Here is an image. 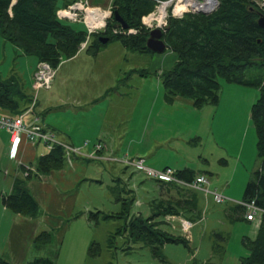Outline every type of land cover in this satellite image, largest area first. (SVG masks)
Wrapping results in <instances>:
<instances>
[{
  "label": "rangeland",
  "instance_id": "1",
  "mask_svg": "<svg viewBox=\"0 0 264 264\" xmlns=\"http://www.w3.org/2000/svg\"><path fill=\"white\" fill-rule=\"evenodd\" d=\"M63 1L58 0L60 7ZM109 2L112 0L98 1L104 9ZM61 21L77 29L85 26L82 22ZM175 62L176 55L169 48L139 53L111 41L93 56L79 47L75 56L62 60L54 68L51 88L38 90L40 104L31 100L26 105L25 110L32 108V113L26 115L28 120L35 115L34 109L36 112L44 109L40 122L52 127L56 138L71 135L75 146L81 145L83 151L93 147L92 154L96 157L76 158L84 168V176L77 186L79 197L72 219L82 216L89 222L90 244H98L99 254L88 256L78 244L63 251L69 242L67 238L60 251L55 245L54 232L52 243L40 250L54 264H204L207 261L239 264L240 258L248 253L242 239L254 237L256 224L246 221L244 214L243 219H236L229 207L241 199L247 180L259 164L250 118L259 90L219 78V100L215 105L205 104L197 109L191 99L179 95L168 101L161 75ZM37 63L34 56L23 55L0 36L1 77L20 76L31 96ZM98 142L103 145L101 151L105 148L103 155L95 153L100 152L94 149ZM138 159L154 169L170 166L174 170L184 167L195 172L205 170L211 180L230 183L224 185L226 190L222 193L228 198L224 203H215L211 195L196 191L200 220L192 223L189 247L166 243L162 248L163 260L154 256L148 245L130 241L128 232L123 230V218H102L103 214H117L121 210L119 194L112 190L115 184L124 188L121 196L133 195L137 199L130 212L143 217L150 215V201L158 195L172 200L188 197L189 191L168 189L165 185L157 190L152 178L127 163ZM1 203L0 200V207ZM7 226L0 219V250ZM162 228L181 235L179 229H172L168 223ZM118 229H122L120 233ZM214 242L224 248L222 254L212 252Z\"/></svg>",
  "mask_w": 264,
  "mask_h": 264
},
{
  "label": "trees",
  "instance_id": "2",
  "mask_svg": "<svg viewBox=\"0 0 264 264\" xmlns=\"http://www.w3.org/2000/svg\"><path fill=\"white\" fill-rule=\"evenodd\" d=\"M76 0L63 1L66 6ZM159 0H112L111 9L116 10L128 28L137 30L134 34L113 33L115 20L108 18L102 31L92 33L88 39L85 26L77 29L63 23L56 16L60 7L58 0H0V36L18 48L23 55H31L39 61L48 62L57 68L62 60L75 56L80 44L86 41L83 49L95 56L101 48L111 41H118L124 48L139 53L152 52L146 47L149 30L141 23V17L151 12ZM263 0H218L211 12H186L181 17H169L162 39L176 55L174 66L161 75L168 101L177 95L191 99L194 108L205 104H217L219 100V78L235 84L255 87L259 95L250 109V118L256 134L258 167L247 180L242 201H253L264 209V29L258 25V18L264 15ZM83 24V23H82ZM84 25V24H83ZM107 37L103 44L99 38ZM137 71V70H134ZM145 75V73H142ZM31 95L24 89L20 76L0 75V110L16 116L25 111ZM35 111V109H34ZM38 114L36 111L34 112ZM65 151L55 144L46 153L39 155L34 162L38 174H47L62 169L66 165ZM22 169H24L22 167ZM207 174L208 172H204ZM176 177L191 182L197 173L188 167L175 170ZM26 178H15L11 191L2 196V204L9 211L27 217H36L39 205L30 193ZM158 188L187 190L188 197L172 200L159 195L151 199L150 215L131 213L130 209L137 199L131 195L123 197L115 184L112 190L119 194L121 210L117 214H103L102 218H123L124 231L130 241L148 245L152 254L163 260L162 248L166 243H182L189 247V241L180 234L162 228L167 214L181 216L191 223L200 220L197 190L174 182L152 179ZM130 193L131 190L128 189ZM230 210L236 219H243L245 209L233 203ZM98 213V212H96ZM95 213V214H96ZM245 219V218H244ZM246 220V219H245ZM248 221V220H246ZM249 222V221H248ZM122 229H118L120 233ZM54 231H39L33 238L38 246L51 244ZM220 239L224 237L215 234ZM111 240H109L110 242ZM242 242L248 253L240 258L239 264H264V213L253 238L243 237ZM89 244L88 256L99 254V246ZM219 243L214 242L213 253L224 252ZM0 264H14L0 258ZM24 264H54L49 257H35ZM204 264H216L207 261Z\"/></svg>",
  "mask_w": 264,
  "mask_h": 264
},
{
  "label": "crops",
  "instance_id": "3",
  "mask_svg": "<svg viewBox=\"0 0 264 264\" xmlns=\"http://www.w3.org/2000/svg\"><path fill=\"white\" fill-rule=\"evenodd\" d=\"M87 1H89L90 5L101 7V4L98 3L99 0ZM109 7H111V2L108 3L106 8ZM37 103V105L40 104L39 102ZM43 112L44 109L41 112L40 110L37 111L38 114L34 115L35 118H38L39 124L53 131L52 127L40 122L42 120L40 115L42 116ZM0 129V200H2L3 195L11 191L13 180L15 178H22V167L29 165L32 167V171L29 172L30 178L26 180V184L30 193L37 201L40 210L38 215L32 218L12 213L1 203L0 219L6 221V225L8 226L3 239L4 248L2 246L0 250V258H4L14 264H24L35 257H43V251L40 250L44 249L45 245H35L33 238L39 231L50 229L55 232V245H58L60 251L67 238L71 243L70 246H68L69 242L68 244L66 243L67 248H63V251L71 249L72 244H75L76 248V244H78L79 247L83 248L84 252H87L91 241L90 224L82 216L74 219H72V216L76 212V204L79 197L77 186L82 176H84L82 175L84 168L76 158L93 159V157H89L90 154L94 153L93 147H87L83 151L82 146L77 145L76 147L80 148L81 154L73 156L70 164H66L62 169L53 170L47 174H38L35 171L34 162L39 155L47 152L45 146L40 142L32 144L27 140H22L17 156L12 159L8 155L9 133L5 129ZM56 139L73 146L76 143L71 135H68L64 139L59 136ZM104 150L105 148L103 151L100 150V152L95 153L96 155H103ZM165 167L170 166H163L158 169ZM204 172L206 171H196L197 174L206 175ZM206 176L209 180V188L215 189L220 193L225 192L224 185L230 184L229 181H226L225 184H220L218 179L211 180L212 177ZM155 187L158 190V187Z\"/></svg>",
  "mask_w": 264,
  "mask_h": 264
},
{
  "label": "built area",
  "instance_id": "4",
  "mask_svg": "<svg viewBox=\"0 0 264 264\" xmlns=\"http://www.w3.org/2000/svg\"><path fill=\"white\" fill-rule=\"evenodd\" d=\"M169 0H159L156 4V7L153 11L143 15L141 17L142 25L148 29L159 28L164 32L165 27L167 26L169 17H181L184 12L176 14L174 11V4L176 1H172V5H168L165 8L164 15L161 17V20L158 21L156 15L159 13V8L162 3L168 2ZM203 0H197L201 2ZM264 1V0H263ZM196 4V2H194ZM264 6V3H261ZM170 7V13L167 12L168 7ZM111 7L102 8L100 6H93L88 3L87 0H76L66 6L59 7L56 10V16L58 19L69 20L73 22H82L87 28V38L95 32L102 31L107 24V20L111 14ZM196 10H201V8L192 9L191 7L187 9L188 12H196ZM169 11V10H168ZM186 13V12H185ZM113 33H122V34H134L137 32L134 28H121L114 27L112 29ZM86 44V41L80 44V47L83 48ZM56 70L46 61H39L36 64L35 70L33 72V84L34 95L31 96L33 104L38 102L37 92L39 89H50L51 84L54 80ZM32 113V108H28L23 113L12 116L9 114L0 112V128L5 129L9 133V148L8 155L10 158H15L19 152V148L22 140H27L29 142L42 143L45 148L51 149L55 144L63 147L65 151L66 164L72 162V157L81 154L80 148L65 144L56 139L55 133L51 130L46 129L43 125L39 124L38 118L33 116L30 120L26 119V115ZM84 145H87V142H84ZM102 144L98 142L94 145V149L100 151L102 149ZM89 157L96 158L93 154H90ZM128 164H132L137 170L142 171L147 177L161 180L165 182H174L181 186L199 190L205 193V195H211L215 203H224L228 201V198L216 191L215 189L209 188V180L204 174H197L193 181L187 182L176 177L175 170L171 167H165L163 169H154L144 164L142 159L136 161H128ZM21 175L22 178H26L29 172L32 171V167L29 165L23 166ZM235 203L240 204L244 207V218L248 221H254L256 227H258L261 215L264 213V209L256 206L253 201L245 202L242 200L235 201ZM166 223L170 225L172 229H179L181 235L185 237L190 242V228L192 223L187 219L177 216L174 214H167L164 217ZM178 222V225L175 224Z\"/></svg>",
  "mask_w": 264,
  "mask_h": 264
},
{
  "label": "water",
  "instance_id": "5",
  "mask_svg": "<svg viewBox=\"0 0 264 264\" xmlns=\"http://www.w3.org/2000/svg\"><path fill=\"white\" fill-rule=\"evenodd\" d=\"M218 5V0H215V4L213 7H211L208 10H196V12H211L216 8ZM111 14L113 15V19L115 20L116 24L115 27H121V28H128L127 24L124 22V20L121 18L119 13L116 10H111ZM258 25L264 29V15H261L258 20ZM163 31L159 28H154L149 31L148 38L146 40V47L150 49L152 52H162L167 48L166 43L162 39ZM99 40L105 44L108 41L107 37H100Z\"/></svg>",
  "mask_w": 264,
  "mask_h": 264
},
{
  "label": "bare ground",
  "instance_id": "6",
  "mask_svg": "<svg viewBox=\"0 0 264 264\" xmlns=\"http://www.w3.org/2000/svg\"><path fill=\"white\" fill-rule=\"evenodd\" d=\"M172 1H176L174 4V11L176 14H180L190 7L192 9L201 8L202 10H208L215 4V0H203L201 2H197V0H169L168 2L162 3L159 8V13L156 15L158 21L161 20V17L164 15L165 8L170 4L172 5ZM196 2V4H194Z\"/></svg>",
  "mask_w": 264,
  "mask_h": 264
}]
</instances>
